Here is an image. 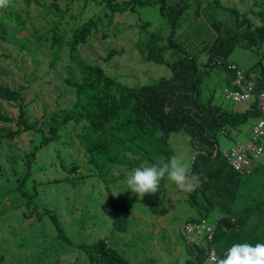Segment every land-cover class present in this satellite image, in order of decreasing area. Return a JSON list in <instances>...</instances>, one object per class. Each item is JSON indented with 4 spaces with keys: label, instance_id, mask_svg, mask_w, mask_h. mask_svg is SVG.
<instances>
[{
    "label": "rangeland",
    "instance_id": "1",
    "mask_svg": "<svg viewBox=\"0 0 264 264\" xmlns=\"http://www.w3.org/2000/svg\"><path fill=\"white\" fill-rule=\"evenodd\" d=\"M40 1L47 4L51 0ZM99 1L74 0L62 17L53 8L30 5L29 28L21 31L20 37L26 36L33 43L30 35L33 30L44 33L58 21L65 33L55 51H50L47 42L35 43L31 51L0 42V83L14 89L20 85L26 87L23 96L28 122L47 136L52 134L55 121L62 119V110L74 100V92L64 79L78 76L82 63L99 64L107 74L129 86L170 76L166 65L145 56L144 43L149 32H158L164 37L169 31L167 17L155 4L157 0H151L149 6L130 7L124 13L113 14ZM165 1L172 4L177 0ZM185 1L189 8L176 39L190 52L198 54L200 67L204 68L199 86L201 100L211 99L229 111H245L248 102H232L224 96L230 73L223 67L232 63L242 70L250 69L256 79H264V45L236 46L226 59H213L208 66L205 65L208 57L202 48L216 34L214 21L230 27L235 19L260 24L259 18L250 12L252 7L256 9L253 0H220L223 7L237 10L236 15L214 8L213 0ZM66 2L58 0L62 9ZM13 4L15 8H26L23 0ZM89 19L102 25L78 47L72 59L67 46L71 29ZM112 50L115 52L109 57ZM163 55L166 60L176 57L169 49ZM0 105L10 115L18 114L16 105L2 101ZM255 121L256 117H250L237 127L226 126L217 134L219 151L247 142ZM86 125L84 121H70L60 128L58 138L38 150L30 170L26 161L29 151L40 141L39 131H26L0 144V252L5 264H90L80 245L99 239L116 248L128 264H186L192 255L187 242L194 240L192 234H187L186 239L182 229L188 218H200L198 208L205 203L191 204L190 192L178 189L167 179L160 182L157 193L139 199L128 189L125 180L135 168L153 164L148 161L114 164L107 175H99L80 141ZM169 144L174 155L186 157L189 164L198 152L184 133L171 134ZM254 162L247 186L240 191L243 200L238 199V206L264 198V150ZM74 165L77 169L71 170ZM124 200H130L132 207L127 228L120 232L113 229V206ZM219 214L217 210L209 212L206 222L211 225Z\"/></svg>",
    "mask_w": 264,
    "mask_h": 264
},
{
    "label": "trees",
    "instance_id": "2",
    "mask_svg": "<svg viewBox=\"0 0 264 264\" xmlns=\"http://www.w3.org/2000/svg\"><path fill=\"white\" fill-rule=\"evenodd\" d=\"M15 1L9 0L6 6H0V42L14 44L28 51H31L35 43L47 42L50 51L57 50L65 33L58 21L44 33L33 30L30 33L33 43L19 34L23 30L28 31V8L32 3L41 8H53L62 17L70 10L74 0H67L64 9L59 6L58 0H51L47 4L40 0H23L26 8H15ZM99 3L111 14L124 13L130 7L152 5L151 0H100ZM155 4L159 5V12L167 17L169 31L164 37L158 32H149L144 43L145 56L157 64L166 65L170 70L169 77L129 86L107 74L99 64L82 63L78 67V76L64 79L65 84L74 92V100L62 110V119L55 121L50 136L28 122L23 96L26 87L20 85L14 89L0 83V101L18 107V114L12 116L0 105V144L10 142L26 131H39L40 141L29 151L26 161L30 170L38 150L56 140L60 128L70 121H84L87 125L80 141L89 162L95 166L99 175L104 176L114 164L134 165L142 161L154 164L160 157L167 159L173 156L169 144L171 134H186L198 151L190 164L191 173L200 179L199 186L190 192L189 200L193 205L194 202L205 203L198 208L200 218L190 217L187 222L206 220L213 210L220 214L212 223L214 229L210 240L187 242L192 255L185 262L215 264L217 260L208 262L211 249H214L219 259L235 243H264V198L238 206V199H242L240 191L247 186L246 181L251 173L241 175L234 171L217 148L219 132L226 126L237 127L250 117H257L258 112L253 105L239 112L229 111L211 99L201 100L199 86L204 68L200 67L198 54L190 52L182 41L176 39L181 20L189 8L188 2L177 0L168 4L165 0H157ZM253 4L256 9L252 7L250 12L259 18L260 24L251 25L246 19L233 20L231 27L220 21L212 22L216 34L202 48L208 57L206 66L212 64L209 61L213 59H226L236 46L258 48L264 45V0H253ZM213 7L238 14L234 8L223 7L220 0H213ZM100 25L95 19H89L71 29L67 46L72 59L78 47L85 44L91 34L99 30ZM166 49L174 51L176 57L166 60L163 55ZM114 52L112 50L109 57ZM229 65L223 67L230 73L227 88L235 89L232 83L236 72ZM243 72L247 78L251 74L250 69ZM263 81V78L256 79L258 89L263 87ZM76 169L75 165L71 168ZM21 194L27 196L25 191H21ZM131 207L130 200L115 203L114 230H126ZM53 218L58 230L62 232L57 217L54 215ZM80 246L90 264H128L126 258L104 239ZM0 264H5L1 252Z\"/></svg>",
    "mask_w": 264,
    "mask_h": 264
},
{
    "label": "built area",
    "instance_id": "3",
    "mask_svg": "<svg viewBox=\"0 0 264 264\" xmlns=\"http://www.w3.org/2000/svg\"><path fill=\"white\" fill-rule=\"evenodd\" d=\"M229 68L235 70L236 76L233 81L235 89L224 88V96L232 102H248L249 106L256 107L258 116L251 126L250 137L247 142L231 146L222 154L229 166L241 175H248L252 172L253 159L262 154L264 147V81L263 87L257 88L256 78L252 74L245 76L242 69L231 64ZM217 149L215 150V152ZM214 225L200 219L196 222H187L183 229V235L187 239V234H192L196 242L210 240L212 237ZM218 259L214 249L210 250L208 262L212 263Z\"/></svg>",
    "mask_w": 264,
    "mask_h": 264
},
{
    "label": "clouds",
    "instance_id": "4",
    "mask_svg": "<svg viewBox=\"0 0 264 264\" xmlns=\"http://www.w3.org/2000/svg\"><path fill=\"white\" fill-rule=\"evenodd\" d=\"M8 3L9 0H0V6ZM164 179L186 192L193 191L200 183L199 177L191 173L187 158L176 155L167 159L160 157L150 166L135 168L128 174L125 183L133 194L143 199L146 194L157 193L160 182ZM215 264H264V243H235Z\"/></svg>",
    "mask_w": 264,
    "mask_h": 264
},
{
    "label": "crops",
    "instance_id": "5",
    "mask_svg": "<svg viewBox=\"0 0 264 264\" xmlns=\"http://www.w3.org/2000/svg\"><path fill=\"white\" fill-rule=\"evenodd\" d=\"M263 145H264V142H263ZM252 164L255 165L254 159H253V163ZM261 165H262V163H261ZM263 165H264V163H263Z\"/></svg>",
    "mask_w": 264,
    "mask_h": 264
},
{
    "label": "water",
    "instance_id": "6",
    "mask_svg": "<svg viewBox=\"0 0 264 264\" xmlns=\"http://www.w3.org/2000/svg\"><path fill=\"white\" fill-rule=\"evenodd\" d=\"M194 157H195V154H194V156H193V158H192V162H193V160H194Z\"/></svg>",
    "mask_w": 264,
    "mask_h": 264
}]
</instances>
